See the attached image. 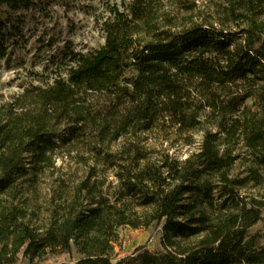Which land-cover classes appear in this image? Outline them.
<instances>
[{"label": "trees", "instance_id": "1", "mask_svg": "<svg viewBox=\"0 0 264 264\" xmlns=\"http://www.w3.org/2000/svg\"><path fill=\"white\" fill-rule=\"evenodd\" d=\"M208 6L108 4L101 46L65 40L51 81L0 93V264H264V0ZM34 7L0 0V57ZM154 131L198 145L182 158L147 146ZM62 156L85 175L57 179L40 216L31 194ZM153 224L163 250L114 260L120 227Z\"/></svg>", "mask_w": 264, "mask_h": 264}, {"label": "rangeland", "instance_id": "2", "mask_svg": "<svg viewBox=\"0 0 264 264\" xmlns=\"http://www.w3.org/2000/svg\"><path fill=\"white\" fill-rule=\"evenodd\" d=\"M129 0H37V7L30 10L14 11L22 15V35L8 48L7 55L0 57V93L6 98L20 92L29 84H42L46 79L51 81L59 69L55 60L57 51L65 40H71L80 50L98 48L105 42L101 21L108 4H121ZM204 13L208 14L212 0H196ZM40 5V6H39ZM6 16V13H5ZM58 49V50H57ZM145 144L158 150L169 151L173 155L186 157L197 147L181 141L165 138L159 132L142 135ZM60 168L48 171L40 177L39 186L31 194L32 208L44 215L46 206L53 196L57 179L65 177L78 180L85 175L83 165L71 158L60 157L57 161ZM109 178L116 181L112 173ZM0 204H5L4 195H0ZM252 233L264 234V218L250 229ZM145 246L152 251H161V226L153 224L150 228H132L122 226L118 229V240L115 244L114 260L131 254L136 248ZM80 255L70 253H48L42 257L21 256L16 264H73Z\"/></svg>", "mask_w": 264, "mask_h": 264}]
</instances>
